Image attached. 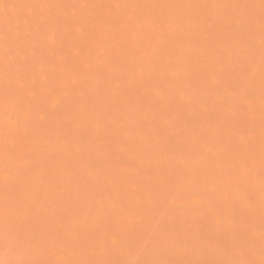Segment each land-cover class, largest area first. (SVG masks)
Returning <instances> with one entry per match:
<instances>
[{"label": "rangeland", "instance_id": "374dc122", "mask_svg": "<svg viewBox=\"0 0 264 264\" xmlns=\"http://www.w3.org/2000/svg\"><path fill=\"white\" fill-rule=\"evenodd\" d=\"M0 264H264V0H0Z\"/></svg>", "mask_w": 264, "mask_h": 264}]
</instances>
